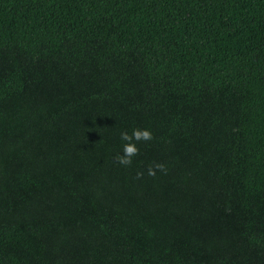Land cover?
I'll list each match as a JSON object with an SVG mask.
<instances>
[{
	"label": "trees",
	"instance_id": "trees-1",
	"mask_svg": "<svg viewBox=\"0 0 264 264\" xmlns=\"http://www.w3.org/2000/svg\"><path fill=\"white\" fill-rule=\"evenodd\" d=\"M0 264H264V0H0Z\"/></svg>",
	"mask_w": 264,
	"mask_h": 264
},
{
	"label": "clouds",
	"instance_id": "clouds-1",
	"mask_svg": "<svg viewBox=\"0 0 264 264\" xmlns=\"http://www.w3.org/2000/svg\"><path fill=\"white\" fill-rule=\"evenodd\" d=\"M121 140L124 141L122 153L118 154L116 159L121 165H130L132 163V157L136 156L139 152L136 144L133 141H151L153 139L152 133L148 129H133L131 135L128 132H122L120 136ZM156 170H160L161 172L166 171L165 166L163 164L157 163L154 168L150 167L148 169V175L154 176L156 174Z\"/></svg>",
	"mask_w": 264,
	"mask_h": 264
}]
</instances>
